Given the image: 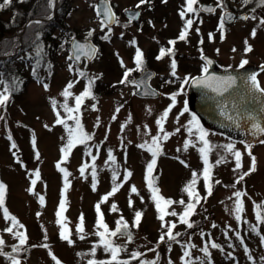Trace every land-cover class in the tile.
<instances>
[{
	"label": "rangeland",
	"instance_id": "1",
	"mask_svg": "<svg viewBox=\"0 0 264 264\" xmlns=\"http://www.w3.org/2000/svg\"><path fill=\"white\" fill-rule=\"evenodd\" d=\"M97 1L53 0L44 17L32 19L27 25L36 21L50 22L57 15L63 18V30L55 32L60 43L54 59H47L48 56L40 59L42 61L33 59L31 62L35 66L24 71L33 74L35 70L33 77L39 81L31 78L17 96L7 92L9 99L0 105V184L5 186L4 203L0 208V239L5 244L0 251L8 254H0V264H11L9 256L12 255L20 264H56L57 260L60 264H89V261L111 260L110 252L97 246L101 243L97 233L104 231L97 228L98 215L110 231L116 229L121 218L128 225L126 231L132 235L131 242L125 236L106 237L122 249L117 256L120 264H141L142 261L184 264V260L189 264H208L209 260L211 264H264V244L261 243L264 237V143H241L203 128L208 133L206 139L210 145L207 152L211 175L209 194L203 180L205 165L199 152L203 145L196 141L195 128L190 125L193 115L183 111L187 84L204 69L200 55L233 69L243 61L254 66L264 65V24L261 23L264 7L256 0L244 4L248 5L245 12L249 18L225 27L222 39L220 30L214 29L218 19L198 12L199 4L217 5V0H197L193 5L195 12L186 13L183 18L180 13L186 8L185 0H147L144 4H140V0H108L115 21L103 28L94 12ZM2 2L0 0V5ZM222 3L223 7L237 9L243 0H222ZM137 4L140 7L137 8ZM128 9L140 10L139 22L131 23L125 18L124 11ZM9 13H4L3 18L7 19ZM188 19H192L193 24L185 39L180 40ZM27 26L3 40H7L6 45L14 43L11 52L15 53L20 46L15 48V41L8 40L21 41L27 35L34 41L42 30L38 27L26 32ZM253 30L255 36H252ZM73 38L93 41L99 47L96 58L80 66L73 64L68 47ZM170 41H174V47L168 46ZM2 46L4 44H0V54ZM246 47L252 50L246 52ZM137 49L143 57L140 69L135 64ZM161 49L171 51L157 59ZM28 52L33 55L37 50L31 48ZM173 61L175 76L171 68ZM146 69L155 73L150 84L161 93L158 98H138L134 94L137 91L134 79ZM129 70L127 80L121 83ZM186 77L188 83H184ZM14 79L24 80L20 76ZM258 79L264 89V72ZM69 83L73 86L65 98L62 93ZM115 85L117 88L112 91ZM4 86L0 85V92L4 91ZM86 89L90 90V95L83 99L79 110L67 111L76 108L75 98ZM173 94H177L175 106L163 122L164 132L169 133V137L159 141L160 153L148 177L153 180L160 197L173 201L171 205L161 204L165 212L178 214L165 215L162 221L146 180L152 154L140 145L151 146L154 136H163L156 120L172 103ZM76 119L83 133L91 138L83 143L75 139L65 155L62 149L67 147L68 130L76 129ZM58 120L63 123H57ZM188 127L193 128V134ZM73 135L76 137L77 133ZM185 141L195 147L185 149ZM229 143L241 153L239 169L235 167L234 156L221 147ZM249 150L256 159L255 171L244 175L251 166ZM109 153L114 159L109 160ZM194 172L197 173L195 192L200 203L195 204L188 218L192 223L189 228L180 223L179 214L185 211L188 203L194 202L184 191ZM126 173L130 175L125 179ZM114 187L118 190L101 203ZM133 187L135 193L131 191ZM237 191L244 194L240 197L243 211L239 221L234 212ZM40 197L44 198L43 204ZM62 199L65 210L60 219L71 243L60 238L61 226L57 224L56 213ZM181 200L184 204L179 203ZM97 204L100 205L99 214L95 208ZM4 209L23 226L14 231L23 232L27 237L18 254L12 253V247L19 241L5 231L11 221L4 218ZM136 212L142 214L138 226H134ZM257 213L262 217L261 222L257 221ZM81 224L83 231L78 232L77 226ZM171 224L176 225L173 234L179 233L175 241L165 236L164 242L158 243ZM212 243L219 247L212 248ZM94 246L97 247L92 255ZM205 246L208 257L201 251ZM185 251L190 256L182 260ZM133 252L141 255L133 259Z\"/></svg>",
	"mask_w": 264,
	"mask_h": 264
},
{
	"label": "snow or ice",
	"instance_id": "2",
	"mask_svg": "<svg viewBox=\"0 0 264 264\" xmlns=\"http://www.w3.org/2000/svg\"><path fill=\"white\" fill-rule=\"evenodd\" d=\"M147 0H140V4H144L146 3ZM166 2V0H165ZM197 0H185V4H186V8L184 11H182L180 13L181 17L183 18L185 16L186 13H193L195 12V9L193 7L194 4H196ZM251 0H243L244 4H248L250 3ZM256 2L258 3L259 6L264 7V0H256ZM11 3V0H3V4L0 5V7H4L7 6L8 4ZM49 3V7L52 6L53 0H48ZM140 4H137V8L140 7ZM217 5L219 7H223V3L222 0H217ZM211 11V10H209ZM99 15V13H98ZM105 19L101 21V25L102 28L108 24H110L111 22L115 21V16L114 14L111 12L110 9H107L104 13ZM49 19H51V17H48ZM134 18V17H131ZM130 18V19H131ZM249 17H242V19H248ZM253 19L255 17H252ZM230 19V17L228 16H222L221 20H220V24H219V29L221 30V38L223 39V26H224V22L225 20ZM37 24L40 23V21H36ZM261 23L264 24V20H261ZM193 24V20L192 19H188L185 22V26L184 29L181 31L179 39L180 40H184L187 34V31L189 28H191ZM91 33H89L90 35ZM255 30H253L252 32V36H255ZM107 38V37H105ZM210 38H211V34H210ZM170 43H174V41H170ZM247 44V42H245ZM81 50L82 49H78ZM246 52L251 51L252 49L250 47H246ZM42 49H37V55L39 56L41 53ZM92 51H95L94 49ZM167 52H170L171 49L165 50V49H161L160 50V55L157 57V59L162 58ZM7 54V53H5ZM208 63H211V61H208ZM247 63V61H243L241 63V67H243V65ZM135 64H136V68L140 69L143 66V57H142V53L139 49L136 50V54H135ZM171 68H172V75L175 76V70H176V64L173 61V63L171 64ZM207 67H205L203 69L204 72H207ZM129 72H125L124 74V79L121 80V83H124L127 80L128 75L130 74ZM33 74H35V70H33ZM80 75H84L83 73H81ZM250 80L252 82L253 85L256 84V77L255 75L250 77ZM92 81H89V84H91ZM184 83H188V78L186 77L184 79ZM222 83L225 87L224 90H227V86H230L232 83L231 78H228L225 81L220 82ZM4 84V81L2 79H0V85ZM72 83H69V85L65 88L64 92L62 93V95L67 98L70 95L69 89L72 87ZM207 86V85H206ZM45 88H47V85H45ZM217 90V89H214ZM257 91H261L264 92V89H260L257 87L256 89ZM9 91L7 85L4 86V91L0 92V105H4L7 100L9 99L8 95L6 94ZM178 94V93H177ZM177 94H173L170 97V100L172 101V103L169 105V107L167 109L164 110V112L161 114V116L156 120V124L158 126V129L161 133H163V136H154L152 138V145L148 146V145H140V147H147V150L149 152H151L152 154V160L151 162L147 165V176H146V180L148 182V186L149 189L152 193V199L154 200L155 204H156V208L157 211L160 213L159 215V219L160 220H164L165 215H172V216H177L178 214L176 212H168L166 213L164 208L161 207V204L163 203L164 205H171L173 203V201L171 200H166L162 197H160L158 195L159 190L157 188L154 187L153 185V180L148 179V177H151V174L153 172L154 166L156 164V157L157 155L160 153V149H159V141L160 140H167L169 137V133L164 132V127H163V122L165 120H167L169 112L171 111V109L175 106V102H176V95ZM90 95V90L86 89L80 96H77L75 98V103H76V108L75 109H66L69 112H74V111H78L79 107L83 101V99L85 97H88ZM53 105H55V101H53ZM117 111H119V109H117ZM184 112H187L188 109L185 106V108L183 109ZM183 114V113H181ZM243 120L250 122V127H251V132L253 134L255 133H259L261 135H264V128H262L258 123H256L253 119V117L251 116V114H248L246 116H242L241 117ZM178 119V118H177ZM57 123H63V121L58 120ZM190 125H193L195 128V134H196V141L200 144H202L203 146L199 148V152L201 154V157L203 159L204 162V169H203V180H204V185H205V189L208 191L209 194H211V188H210V184L209 181L211 179V175H210V169L208 168V159H207V152L208 149L210 148V145L206 139L208 133L199 125V122L197 121L196 117L193 116L191 121H190ZM69 139H68V143H67V147L65 149H62V152L67 155L68 151L73 147V144L75 142V139H78L79 142L83 143L86 140H89L91 137L84 134L82 129L80 128L79 125V120L76 119V129H69ZM177 131H179V129H177ZM188 131L190 134H193V128L192 127H188ZM77 133V136L74 137L73 133ZM262 143H264V141H261ZM189 146L195 147V145H189L188 141H185V149H187ZM12 147L14 148L15 145L13 144ZM226 152L230 153L232 156H234L235 158V167L236 169H239L241 167V153L240 151H236L234 150V145L229 143L226 145L221 146ZM246 148H249L248 145L245 146ZM248 155L251 157V166L249 168V172L244 173V175H248L250 172H254L255 171V165H256V159L254 156H252L251 151H248ZM114 159L111 154L109 153V160ZM221 161H217V163H220ZM85 171L84 167H82L80 169L81 174H83ZM130 175V173H126L125 179L127 178V176ZM65 176H67V173H65ZM92 176H93V187L95 186V170L93 169L92 172ZM196 176L197 173H193V179L192 181L185 187L184 191L188 194L190 200L194 201V202H190L187 204L185 211L182 214H179V221L180 223L183 224H187V226L189 228L192 227V223L189 222V217L191 216V214L194 212V207L195 204H199L200 203V198L198 196V194L195 192V184H196ZM37 177H38V173H37ZM113 179H115V175L113 176ZM244 176L240 177V180H243ZM33 184L36 183L35 180L32 181ZM217 183H219L217 181ZM239 183V180L236 182ZM67 183L65 184V188H67ZM118 189L116 187H114L110 193H108V195L104 196L101 200V203L106 201L108 199V196L113 195ZM131 191L133 193L136 192L135 187H133L131 189ZM4 193H5V186L3 184H0V208L3 207V203H4ZM235 197H236V201H235V207H234V212H235V218L237 221H239L241 219L240 213L243 211V202L240 200V197L242 195H244L243 193L237 191L234 193ZM43 197H40V203L43 204ZM179 203L184 204V201L181 200ZM259 207V206H257ZM97 213L99 214L100 212V205L97 204L95 206ZM116 206L113 205L112 206V210L115 211ZM65 210V201L62 199L60 201V205H59V210L57 211L56 215H57V224L61 226V231H60V238L63 240H68L69 243H71V241L69 240V237L66 235V231L64 228V225L61 223V215L63 213V211ZM3 216L6 220H10L11 221V226L7 227L5 229L6 232L13 234V236L19 241V243L15 246L12 247V253H16L18 254L21 249L25 246L26 241H27V237L25 235V233L23 232H18V231H14L15 228L17 227H23L22 225L18 224V221L15 219V217H11L9 215V213L7 212L6 209H4L3 211ZM141 216L142 214L140 212H136L135 214V223L134 226H138L140 220H141ZM83 220V217H81V221ZM262 217L260 216L259 213H257V221L261 222ZM162 227H165V225H162ZM176 227L175 224H171L168 225L166 227V232L164 234H162L159 237L158 243L160 242H164L165 240V236H167V239L169 241H175L176 236L179 235V233L173 234V229ZM213 227H215V225H213ZM97 228H103L104 231L103 232H98L97 235L100 237V241L101 243L97 246H102L104 247L105 251L110 252L111 254V260L109 261H89V264H120V262L117 260V256L119 254V252L122 250L120 247L114 245V243L110 240L107 239V236H111V237H117V236H125L127 238L128 242L132 241V235L131 233L127 232L126 229L128 228V225L126 223L123 222V219L121 218V220L117 221V227L115 230L110 231L108 229V227L104 224L102 217H100L98 215V219H97ZM77 231L78 232H82L83 231V227L82 224L77 226ZM253 231H255V229H253ZM239 239V237H237ZM261 243L264 244V237L261 238ZM5 244V241L3 239H0V249H2V246ZM43 247H47V245H42ZM93 247L92 250V255L95 254V247ZM231 247V245H229ZM191 247V246H189ZM212 248H218L219 246L215 243H212L211 245ZM152 251H155V249H151ZM201 251L204 253V255L206 257L209 256V252L207 249V246H205L203 249H201ZM245 251L247 252V249H245ZM0 254H4L2 253V251H0ZM4 255H8V254H4ZM51 255V253H50ZM140 253L137 252H133L132 253V257L133 259H136L140 256ZM229 256H231V253L228 254ZM190 253L188 251H185L182 257V260L184 259V257H189ZM9 259L11 261V264H20V260L17 259V257L15 255L9 256ZM53 259L55 260V257H53ZM249 259H251V257H249ZM56 264H60V262L57 260ZM141 264H156V261H148V262H144L142 261ZM169 264H171V261L169 262ZM184 264H189V261L184 260ZM208 264H211V260L208 261Z\"/></svg>",
	"mask_w": 264,
	"mask_h": 264
},
{
	"label": "water",
	"instance_id": "3",
	"mask_svg": "<svg viewBox=\"0 0 264 264\" xmlns=\"http://www.w3.org/2000/svg\"><path fill=\"white\" fill-rule=\"evenodd\" d=\"M112 8L108 0H98L95 5V13L102 20L105 19L104 13ZM199 10L203 13H214L215 6L212 4H201ZM211 10V11H209ZM99 13V15H98ZM114 14V13H113ZM125 15L133 21H137L140 16L139 10H126ZM223 16L230 19L225 22L230 23L234 19H242L246 15H236L231 11L224 12ZM245 20V19H242ZM111 22L109 25H111ZM26 23L22 29L27 25ZM71 60L76 65H81L83 60L91 62L97 55L98 46L91 40H80L74 38L69 44ZM78 49H82L78 50ZM95 51H92V50ZM203 59L207 65V72L190 80L186 90V97L189 110L195 115L199 123L228 139L241 143H257L264 141V135L251 132L250 122L241 117L251 114L254 121L264 128V92L261 89L258 79L253 85L250 77H255L264 70V65H246L237 69L221 68L215 61L207 56ZM211 61V63H208ZM155 73L144 70L134 79L137 91L134 93L139 98H158L161 93L150 84ZM231 78L232 83L224 90V85L220 82ZM207 85V86H206ZM217 89V90H214Z\"/></svg>",
	"mask_w": 264,
	"mask_h": 264
},
{
	"label": "trees",
	"instance_id": "4",
	"mask_svg": "<svg viewBox=\"0 0 264 264\" xmlns=\"http://www.w3.org/2000/svg\"><path fill=\"white\" fill-rule=\"evenodd\" d=\"M48 4V0H11L10 4L0 9V44H4L2 46V53L0 54V79L4 81L3 85H7L10 96H17L22 92L31 78L32 80L39 81V79L33 77V74L24 72L27 67L32 65L31 60H40L44 56H48L47 59H54V52H56L59 46L58 44L60 43L58 41L59 37L55 35V32L63 30V18L55 15L56 17L50 22H42L39 24L31 23L27 26L28 29L26 32L38 27L42 30L38 36L34 37V41L30 40L27 35L21 41L8 40L11 42L15 41V48L20 46V49L15 51V53L11 52L14 50V43L6 45L7 40H3L12 35L17 29L19 30L30 20L44 17L47 13ZM9 11L10 13L7 19L3 18L4 13ZM64 43L66 48L67 41ZM31 48H35L36 50L42 49V51L39 56L37 52L32 55L28 52ZM7 52L12 55L4 54ZM32 66L34 67L35 65ZM15 76H20L24 80L22 82L15 80ZM116 86H113L114 88H111V90H115L117 88Z\"/></svg>",
	"mask_w": 264,
	"mask_h": 264
},
{
	"label": "flooded vegetation",
	"instance_id": "5",
	"mask_svg": "<svg viewBox=\"0 0 264 264\" xmlns=\"http://www.w3.org/2000/svg\"><path fill=\"white\" fill-rule=\"evenodd\" d=\"M249 5V4H248ZM248 5H244V3L239 7V8H237V9H230V8H226V7H219L218 5H216V11L214 12V13H212V14H208V15H205L206 17H216V19H218V21H216V23H215V25H217L216 27H214V29H215V31L217 32V29L218 30H220L219 29V24H220V20H221V17L223 16V13H224V11H226V10H230V11H232V12H234V13H236L237 15H241V14H246V12H245V7H247ZM201 15H204V14H201ZM124 16H125V13H124ZM246 17H249V15L248 14H246ZM125 18L126 19H128L126 16H125ZM140 18H141V13H140V17H139V20L138 21H130L129 19V21L131 22V23H137V22H139L140 21ZM247 19H245V20H242V19H235L233 22H231V23H225L224 22V26H223V30H224V28L225 27H227V26H233V25H235L236 23H239V22H241V23H243V22H245ZM224 32V31H223ZM221 35V30H220V33H219V36ZM174 44L175 43H169L168 44V46H170V47H174ZM203 56L204 55H200V59H201V61H202V65L204 66V68L205 67H207V65H206V62H205V60L203 59ZM208 57V56H207ZM209 58H211V57H209ZM211 59H213L214 60V58H211ZM215 61V60H214ZM215 63H216V65L217 66H219V67H222V68H230V67H228V66H226V67H223L222 65H218V63L215 61ZM244 65H246V64H244ZM239 67H241V66H239ZM264 72V71H263ZM205 72L202 70V71H198V74L196 75V76H200V75H202V74H204ZM262 73V72H261ZM261 73H259L257 76H256V78L258 79V77L261 75ZM196 76H194V77H196ZM191 79V78H190ZM259 80V79H258ZM261 86V85H260ZM185 92H186V90H185Z\"/></svg>",
	"mask_w": 264,
	"mask_h": 264
}]
</instances>
